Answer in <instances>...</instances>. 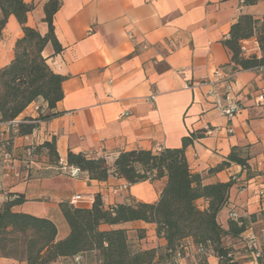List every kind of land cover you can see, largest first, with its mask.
<instances>
[{
    "label": "crops",
    "instance_id": "0c3cea01",
    "mask_svg": "<svg viewBox=\"0 0 264 264\" xmlns=\"http://www.w3.org/2000/svg\"><path fill=\"white\" fill-rule=\"evenodd\" d=\"M23 2L34 6L26 25L45 35L46 0ZM250 7L241 6L238 0H60L53 30L61 52L54 53L47 44L41 56L54 74L65 78L63 98L51 111L57 116L36 121L30 135H17V125L49 113L41 100L30 104L13 124L0 125L3 159L11 156L14 167L9 175H0V204L8 194L22 195L25 202L14 211L51 221L57 230L56 240H61L68 228L60 203L81 195L91 199L86 206L90 208L99 194L105 208L154 204L165 184L161 179L127 185L112 176L105 182L91 181L86 175L71 179L58 170L68 152L112 162L121 152L180 148L182 138L204 131L202 138L185 149L189 171L198 174L204 185L235 182L217 220L226 229L232 211L247 221V230L225 244L234 249L241 264H256L250 247L259 248L262 220L257 217L251 222L249 216L264 211V104L256 103L264 91V75L242 71L232 79L229 96L240 104L241 111L230 122L214 110L209 97L214 89L223 94L227 84L206 85L230 63L222 42L228 39L237 18L264 16L249 11ZM21 37L19 24L9 16L0 33V68L13 60L15 42ZM254 43V39L242 42L245 56L259 57ZM52 139L57 166L42 153L32 158L30 174L24 171L25 153ZM233 148L242 150L248 170L231 163L217 173H208L226 162ZM259 191L262 196L257 195ZM197 205L205 206L202 200ZM99 229H125L131 243L140 249L165 245L156 237L155 227L141 221ZM139 230L144 231L142 239L136 237ZM186 244L192 248L189 241ZM188 257L186 253L177 263L190 264ZM81 262L59 259L55 264ZM0 264L24 263L0 258ZM207 264H217V260L208 257Z\"/></svg>",
    "mask_w": 264,
    "mask_h": 264
},
{
    "label": "trees",
    "instance_id": "16d2710c",
    "mask_svg": "<svg viewBox=\"0 0 264 264\" xmlns=\"http://www.w3.org/2000/svg\"><path fill=\"white\" fill-rule=\"evenodd\" d=\"M238 1L241 6L250 7L262 0ZM59 7L60 0L44 3L42 22L46 24L47 32L41 36L26 25L27 15L34 9L32 4L23 0H0V33L9 16L15 18L22 31V37L14 45L13 60L0 68V123L15 121L38 100L45 103L49 111L35 120L28 119L26 124L17 125L19 136L30 135L36 121L56 117L57 114L51 111L63 98L65 78L54 74L41 56L47 44H51L54 53L61 52L53 30V16ZM249 39H255L259 57L243 55L241 44ZM222 44L230 54L229 65L221 69L224 74L257 71L264 75V16L240 15ZM203 136L204 131L190 133L182 138L177 149L121 152L112 162L105 157L89 158L68 152L64 164L77 169L91 181L105 182L112 176L124 180L127 185H135L165 179L158 201L105 208L101 196L96 194L90 208L62 202L59 209L68 233L63 239L56 240L57 230L51 221L15 212L14 208L22 205L25 199L22 195L8 194L0 204V258L24 264H55L59 259L82 260L80 264H178L177 261L185 256L189 241L197 264H207L208 257L215 258L217 264H241L234 249L225 241L238 239L247 230V221L228 218L227 228L223 229L217 220L235 182L204 185L198 174L189 171L184 156L185 149ZM42 153L49 163L57 166L59 158L54 139L30 149L31 157ZM241 154L240 148H233L226 162L208 173H217L231 163L247 171V158ZM198 200L204 201L203 208L197 205ZM257 217L262 220L263 233L259 248L250 247V252L258 253L256 264H264V211L249 216V220L255 222ZM134 221L153 225L156 237L165 241L164 247L140 249L131 243L125 229H99L100 226H120ZM143 236V230L136 231L138 239Z\"/></svg>",
    "mask_w": 264,
    "mask_h": 264
},
{
    "label": "built area",
    "instance_id": "2783aa9c",
    "mask_svg": "<svg viewBox=\"0 0 264 264\" xmlns=\"http://www.w3.org/2000/svg\"><path fill=\"white\" fill-rule=\"evenodd\" d=\"M254 42H255L254 44L256 46H258L255 39H254ZM242 53H243V51H242ZM245 57H247V56H245ZM262 68L263 67H261L260 70H262ZM235 75L236 74H224L222 71L221 72L218 71L214 74L213 81L206 83V85L208 84L211 87H214L216 84H219V83L227 84L224 87L223 94L219 93L218 91H216V89H214L209 94V97L211 98V104H212L214 110L220 116L224 117L228 122H230L241 111L240 104L234 98L229 96L230 91H231L230 83H231L232 79L235 77ZM185 88H188V86H185ZM150 100L151 101L154 100V95L150 96ZM256 103L258 105L264 104V91L257 96ZM37 110H38V108L36 107L35 111H37ZM123 116H125V114H123ZM13 123H14V121L10 122V123H6V124H13ZM2 124L3 123H0V125H2ZM228 132H230V130ZM160 150H161V148H155L153 151L154 152H160ZM27 155L29 157H31L30 149L28 150ZM2 163H3V169L5 171V173H4L5 175H9L11 172L14 171L11 156L5 155ZM29 163L31 164L32 162L30 161ZM58 170L62 174L66 175L67 177H69L71 179H78L80 176V173L77 169H75L73 167H67L64 163L58 164ZM15 176H17V173H15ZM257 195L262 196L263 195L262 191H259ZM68 202L72 206L88 205L91 203V199L90 198H84L81 195H76V196L72 197ZM228 218L236 221L237 215L231 211L228 213ZM251 247H254V245L251 244ZM252 256L254 258H256L258 256V253H253Z\"/></svg>",
    "mask_w": 264,
    "mask_h": 264
},
{
    "label": "rangeland",
    "instance_id": "374dc122",
    "mask_svg": "<svg viewBox=\"0 0 264 264\" xmlns=\"http://www.w3.org/2000/svg\"><path fill=\"white\" fill-rule=\"evenodd\" d=\"M249 11H252V12H255L257 15H264V1H262V2H260L259 4H257L256 6H252V7H250L249 8ZM260 55V54H259ZM248 56H251V55H248ZM1 133V132H0ZM3 138V137H2ZM0 139H1V137H0ZM31 149V148H30ZM32 150V149H31ZM26 155H25V166H24V171H26V172H31L32 170H31V166H33L32 164H30L29 162L32 160V158L31 157H29L28 155H27V152L25 153ZM2 161H3V141H1L0 140V175H3V172H5L4 171V169H3V163H2ZM30 174V173H29ZM28 174V176H30ZM77 206H80V205H77ZM81 206H83V207H86L87 205H81ZM53 214L51 213V216H52ZM57 227H58V231H59V233H61V225L59 224V223H57ZM186 253H187V255L189 256L188 258L191 260L190 261V264H197V258H196V256L194 255V251H193V249L192 248H187L186 249V251H185ZM185 253V254H186Z\"/></svg>",
    "mask_w": 264,
    "mask_h": 264
}]
</instances>
